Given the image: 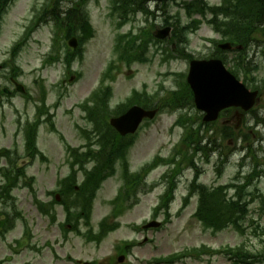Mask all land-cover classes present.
Masks as SVG:
<instances>
[{
    "label": "rangeland",
    "instance_id": "obj_1",
    "mask_svg": "<svg viewBox=\"0 0 264 264\" xmlns=\"http://www.w3.org/2000/svg\"><path fill=\"white\" fill-rule=\"evenodd\" d=\"M36 2L37 0H15L4 16L0 29V87L9 84V73L8 70H4L3 65L8 60L13 45L21 39L27 29L34 15ZM206 2L209 5L219 3L218 0H206ZM180 4L182 0H178L177 3L171 2L164 8L151 5L152 10L158 15L157 21L155 19L157 27L164 25L167 20L171 23L179 21V15L181 25H187L190 20L184 13L179 12ZM110 6V0H87L85 7L90 14L96 34L84 45L83 59L76 61L71 70H67L61 63L42 67L45 59L54 51L53 23L42 25L27 41L17 58V64L23 70L20 82L32 98L31 100L16 98L13 100V105L5 106L3 118L0 120L1 147L13 150L16 146L18 156L25 158L24 139L20 130L27 122L33 121L36 115L35 109L42 105L37 98V94L41 92L36 84L37 79L43 80L48 90L45 107H52L60 101L59 106L53 110L55 115L53 122L57 126L58 133L52 132L50 124L46 123L39 130L38 146L47 157V162L37 158L32 163L26 164L25 170V177L29 179L28 185L32 179L31 187L44 202L50 200L48 195L59 191L58 182L71 173L66 163V147L79 148L84 144L78 128L87 127V123L78 105L98 87L103 72L116 58L114 46L118 31L115 26L116 21L109 14ZM136 18L138 20L133 25L135 28L142 27L143 18L141 16ZM195 20H199V17H195ZM201 23L197 32L192 31L187 35L186 48L188 54L199 60L209 57L213 52L208 39H218L211 25L207 22ZM130 28L131 25H128L120 33ZM258 39L264 41L261 34L258 35ZM168 45L171 49L179 47L176 44L151 45L148 52L153 61L148 64H135L130 68L123 67L113 85L115 94L111 101L112 107L122 104L134 90L141 92L143 87L148 85L146 92L150 94L152 102L159 103L158 105L167 109L166 113L137 135L136 144L129 155L131 170L135 173H140L141 169L157 156L170 157L183 136V129L175 126L179 115L178 108L174 105L169 106V103L170 91L180 88V81H183L180 75L188 73L189 63L181 58L168 63L162 62V56L165 54L163 51ZM262 46L263 48L248 51V63L252 64H248V67H251V71L248 69L250 83L260 88L262 92L261 101L254 113L243 120L242 115L233 110L214 127H203L200 133L201 145L211 150L206 155L205 152L198 154L188 150L186 154L191 158L187 162L186 159L184 162L180 157L178 158L179 163L184 167L194 165L199 171V183L208 187L226 185L239 171L238 176L244 179L249 173L258 169L262 178L257 181L251 180L253 183L249 188L251 194L246 199L251 202L250 221L244 223L245 227H250L252 220L255 225L247 230L246 235L242 236L231 227L220 233L205 230L193 217L197 209L198 197L192 198L187 207L182 208L183 198L187 195L193 173H196L189 168H186L181 176H176L179 183L176 200L171 205V222L158 231L146 233L136 231L133 227H140L145 222L154 220V208L167 189V185L160 182V177L167 168L162 166L147 177L141 173L143 181L137 192V200L129 207L126 204L124 212L115 216L109 202L116 197L122 186L119 169L116 174L118 176L110 178L98 192L90 219L81 222V230L84 234L93 232L100 234L103 238L100 246L74 233L69 234V242H64L59 230V224L64 221L62 208H55L58 225L51 226L49 221L38 213L28 188L24 186L17 188L11 192L9 199L5 194L1 195L0 213L4 214V211H7L12 217L15 214L13 207L15 206L18 209L19 219L17 218L13 229L5 237H0V261L3 264H74L73 260L77 258L84 261L97 260L103 264H118L120 255L117 247H122L125 242L134 241L139 242L140 246L132 251L124 264H151L154 259L162 260L174 254L185 253L187 250L192 252L202 246L219 250L246 244L252 251H262L264 247V243L261 244L264 240L262 235L264 233L262 203L264 202V43ZM246 53L239 54V59L243 60ZM60 94L62 97L59 99ZM180 110L187 112L195 120L200 116L192 107ZM247 121L249 124H246ZM60 135L65 139L64 142ZM249 152L254 153L257 162L252 159L242 162L241 153L246 155ZM191 161L193 164H190ZM2 164L7 165L5 162ZM217 165L222 172L219 177L216 172ZM76 180L77 185H81L82 174H77ZM2 183L0 176V184ZM233 193L229 192L228 197ZM23 217L28 221V229H31V236L26 240ZM107 218L114 232L103 237L99 223ZM156 220L163 222L164 216L161 214ZM145 239H148V242L144 243ZM66 254L74 258L72 262L68 261ZM178 264H228V262L225 257L215 255L212 258L206 256L201 260L192 258Z\"/></svg>",
    "mask_w": 264,
    "mask_h": 264
},
{
    "label": "trees",
    "instance_id": "obj_2",
    "mask_svg": "<svg viewBox=\"0 0 264 264\" xmlns=\"http://www.w3.org/2000/svg\"><path fill=\"white\" fill-rule=\"evenodd\" d=\"M259 1L260 0H234V5H231L226 11L227 24L225 30L227 33L226 35L228 36L227 41L232 42V44L246 42V39L249 37L250 34H252L251 30L249 29L250 25H254V22L258 18H264V12H263L264 3L262 7H260L261 2ZM10 2L11 0H0V19ZM126 2L127 1H123L122 3H126ZM122 3L116 4L117 9H120ZM63 5H64L63 0H53V4L48 8L50 11L47 13L52 15L54 19L59 21L60 16L62 14L61 12L63 11L62 10ZM77 8H78V4L66 10V13L63 12L66 16L65 18H69L72 21V23H69L65 27V31L67 32L66 38L69 39L74 35L75 27H80L84 31V35H82L80 39V42H82L85 41V39H87L90 36V34L85 33L86 31H88V27L84 21L83 14L80 13V9L78 11ZM139 8L142 9L141 4H139ZM205 12H206L205 7L201 3L192 5L191 7L187 8V14L190 16L198 15V14L205 15ZM125 16H127V14H125ZM191 25L193 26L194 22ZM149 37L150 36H148V38ZM147 43L148 41H146V50H147ZM140 49L142 51V48ZM76 56L81 57V53L78 52L74 54H68V58H66V62L70 63L71 59H73ZM132 59L141 60V56L137 55L135 57H132ZM129 61L131 62L132 60L129 59ZM182 93L186 96H190V91L187 88H185V90H183ZM180 98L174 99L172 102H174L175 104H179L184 97L182 99ZM177 101H179V103ZM98 128L99 129L97 131L101 132L100 141L102 142L101 145L102 150L99 151L98 154L104 155L108 158L114 155H115L114 157H117L119 155L123 156L125 153L124 150L126 149V143L123 141V139H121L116 134H113L111 130L108 131L105 125L104 127L100 125V127ZM106 131H108V133L102 134L103 132ZM191 138L195 140L197 138V135ZM191 138L190 140L192 141ZM31 139H32L31 144L34 145L33 149L34 151H37L35 146L36 134H33ZM128 146H130V143L128 144ZM89 155L94 157L93 152H90ZM93 177L95 181V184L93 186V193H94L95 190L100 187L102 183V179L97 175L87 174L88 180H92ZM84 186L85 188L86 187L90 188L88 182H86ZM193 188H196V186H194ZM199 194H200V204L196 216L198 217L200 222H202L204 225L210 228L223 230L227 228L230 224L233 223L237 224L247 215V207L244 204L243 205L240 204L243 201L242 193H239L237 195L238 199L235 200L227 199L225 189L222 187L216 189L215 191H210L205 188H202ZM166 198L169 199V194H167ZM163 206L164 207L167 206L166 201L163 204ZM88 207L89 208L91 207V201L88 203ZM235 227H239V226L235 225ZM234 255H236L238 259L235 264H264V250H262L258 254L253 255L250 254V252L247 250L236 249L234 250Z\"/></svg>",
    "mask_w": 264,
    "mask_h": 264
},
{
    "label": "water",
    "instance_id": "obj_3",
    "mask_svg": "<svg viewBox=\"0 0 264 264\" xmlns=\"http://www.w3.org/2000/svg\"><path fill=\"white\" fill-rule=\"evenodd\" d=\"M168 33L166 30L158 37L164 39ZM70 45L76 47V41L73 40ZM188 81L195 92L198 108L208 113L205 121L215 120L218 112L231 106L249 110L257 97V93H249L244 86L226 73L220 62H193ZM19 91L23 92L21 88ZM153 117L154 113L135 108L120 119L113 120L111 124L122 135L134 134L144 118Z\"/></svg>",
    "mask_w": 264,
    "mask_h": 264
},
{
    "label": "flooded vegetation",
    "instance_id": "obj_4",
    "mask_svg": "<svg viewBox=\"0 0 264 264\" xmlns=\"http://www.w3.org/2000/svg\"><path fill=\"white\" fill-rule=\"evenodd\" d=\"M229 66H231L230 64H228Z\"/></svg>",
    "mask_w": 264,
    "mask_h": 264
},
{
    "label": "bare ground",
    "instance_id": "obj_5",
    "mask_svg": "<svg viewBox=\"0 0 264 264\" xmlns=\"http://www.w3.org/2000/svg\"><path fill=\"white\" fill-rule=\"evenodd\" d=\"M63 1H65V0H63Z\"/></svg>",
    "mask_w": 264,
    "mask_h": 264
}]
</instances>
